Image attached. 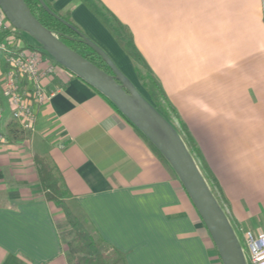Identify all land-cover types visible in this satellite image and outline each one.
Wrapping results in <instances>:
<instances>
[{
  "label": "crops",
  "instance_id": "crops-1",
  "mask_svg": "<svg viewBox=\"0 0 264 264\" xmlns=\"http://www.w3.org/2000/svg\"><path fill=\"white\" fill-rule=\"evenodd\" d=\"M46 1L133 82L131 55L99 7L129 33L215 178L230 222L262 226L264 0ZM42 84L61 90L40 107L30 137L0 139V264H73L62 208L80 213L127 264H222L184 186L125 118L63 68ZM35 154L61 173L71 193L61 206L35 189Z\"/></svg>",
  "mask_w": 264,
  "mask_h": 264
},
{
  "label": "water",
  "instance_id": "water-1",
  "mask_svg": "<svg viewBox=\"0 0 264 264\" xmlns=\"http://www.w3.org/2000/svg\"><path fill=\"white\" fill-rule=\"evenodd\" d=\"M39 2L49 11L43 0ZM0 8L14 28L27 33L62 68L108 98L161 152L204 222L222 264H246L240 241L226 212L208 187L181 136L140 93L114 60L88 36L78 32L85 43L102 57L112 73L101 69L44 27L24 0H0Z\"/></svg>",
  "mask_w": 264,
  "mask_h": 264
},
{
  "label": "trees",
  "instance_id": "trees-1",
  "mask_svg": "<svg viewBox=\"0 0 264 264\" xmlns=\"http://www.w3.org/2000/svg\"><path fill=\"white\" fill-rule=\"evenodd\" d=\"M27 4L31 13L38 19V21L47 29H49L54 35H56L62 42H64L71 49L75 50L92 63L105 70L108 73H112L108 65L102 59V57L88 46L81 35L78 32L86 35L82 29L74 22L70 14H61L57 12L46 0H43L49 8V11L45 10L40 4L39 0H24ZM113 32V31H112ZM24 31H21L17 28L11 26L10 30L6 31L4 34L0 35V38H7L8 41L12 43V47H26L32 49L43 50L41 44L36 40H30L24 36ZM28 35V34H27ZM29 36V35H28ZM126 50V46H123ZM131 55V54H130ZM133 70L137 80L141 83L142 87L147 91L150 96V99H147L143 96L164 116V118L169 121L174 128L177 130L174 118L177 120V125L179 127L178 134L181 136L187 150L193 157L196 162L200 173L205 179L208 187L215 194L213 187L216 188V180L210 173L208 167L205 165V162L202 158L200 151L198 150L194 140L187 130L184 123L179 120V117L175 110L171 109L169 106L166 95L162 89L160 82L153 75L152 71L148 67L145 60L139 55L135 58L131 55ZM135 61V62H134ZM143 63L144 68L147 71L143 76L140 72V67L137 63ZM148 78L152 83V88H149L144 79ZM99 93V92H98ZM158 96L164 105H161L159 101H154V94ZM101 94V93H99ZM102 95V94H101ZM103 96V95H102ZM108 103H110L115 110L124 117L132 127L146 140L152 150L157 154L162 162L172 170L167 159L161 154V152L145 137V135L133 125L117 108L116 106L105 96H103ZM1 121V120H0ZM3 136L2 141L5 143H16L23 141L30 137L31 132L23 129L17 122L14 120H8L4 126L3 131L0 133ZM33 168L37 173L36 182L34 184L35 189L42 194L46 201L55 203L56 205H62L67 199L71 197V193L66 186L64 179L59 172L58 168L51 160L50 157L44 156L41 154H35L33 157ZM173 171V170H172ZM174 172V171H173ZM175 173V172H174ZM176 175V174H175ZM177 176V175H176ZM181 182V181H180ZM182 184V183H181ZM183 185V184H182ZM217 189V188H216ZM219 202L217 195H214ZM220 204V202H219ZM75 225L77 223H84L83 216L80 213H71ZM90 228H80L76 237L78 238L76 242L66 241L64 243V237L62 236L63 243L67 246L69 260L73 264H127L126 253L116 248L112 244L108 243L95 230L92 225H89ZM87 229V230H85ZM86 238L84 241H80L79 238ZM91 249L90 252H87L86 249Z\"/></svg>",
  "mask_w": 264,
  "mask_h": 264
},
{
  "label": "built area",
  "instance_id": "built-area-1",
  "mask_svg": "<svg viewBox=\"0 0 264 264\" xmlns=\"http://www.w3.org/2000/svg\"><path fill=\"white\" fill-rule=\"evenodd\" d=\"M11 26L0 8V35L10 30ZM0 52L4 54L6 65L0 75V120L8 107L9 120H14L32 133L40 107L61 90L59 85L46 90L42 81L51 79L52 74L62 66L44 50L20 46L14 48L7 38H0ZM0 138H3L1 134ZM241 234L240 244L246 264H264V224Z\"/></svg>",
  "mask_w": 264,
  "mask_h": 264
},
{
  "label": "rangeland",
  "instance_id": "rangeland-1",
  "mask_svg": "<svg viewBox=\"0 0 264 264\" xmlns=\"http://www.w3.org/2000/svg\"><path fill=\"white\" fill-rule=\"evenodd\" d=\"M99 11L102 12L103 14V19L104 21H106V23L110 26V28L112 29V31L114 32V34H116V36L119 38V41L121 42L122 45H125L126 46V51L128 53H130L133 57H134V60L136 57L139 56V54L137 53L136 50H134L131 46V39H130V35L127 31H125L123 29L122 26H120L116 20L114 18H112L105 10H102L100 9L99 7ZM26 35L27 38H29L30 40H33L30 36H28L27 34H24V36ZM115 62V61H114ZM135 62V61H134ZM116 63V62H115ZM117 64V63H116ZM118 65V64H117ZM137 65H139L140 67V72L141 74L144 76L146 74V70L144 68V64L141 62V63H137ZM119 67V66H118ZM123 68H120L122 70V72L124 73V70H126V67L122 66ZM6 69V65L4 63V54L0 52V71L3 72L5 71ZM124 69V70H123ZM127 71V70H126ZM125 74V73H124ZM126 75V74H125ZM127 76V75H126ZM144 82L146 83V85L149 87V88H152V83L151 81L148 79V78H145L144 79ZM133 83L135 84V86L137 87V89L140 91L141 94H143L145 97H147V99H150V96L149 94L147 93V91L142 87L141 83L137 80V78L133 79ZM155 98L154 101H159L161 105H164V101H162L158 96H156L155 93H153ZM10 118V112H9V108L6 107L5 109V114H4V117L2 118V120L0 121V133L3 131L4 129V121L6 119ZM176 124V128L177 130L179 131V127L177 125V120L174 118ZM1 139V138H0ZM175 174V173H174ZM179 179V178H178ZM213 190L215 192L214 195H217V197L219 198V192L217 191V189L215 187H213ZM223 208V207H222ZM62 212L64 213L63 216L60 217V225H59V228H60V231L64 237V243L68 240V241H72V242H76L77 241V237H76V233H78L79 229L80 228H90L89 225L87 224V222H85L83 220L84 223H77V225H75L74 223H76L73 219V217L67 212V210L65 208H62ZM224 211L226 212L227 214V210L225 208H223ZM232 227L234 228V231L236 233V235L238 236L240 242H242V231H246V230H254V228H238L236 227L232 222H230ZM85 229V230H87ZM86 238H79L80 241H84ZM67 248V246H66ZM87 252H90L91 249H86Z\"/></svg>",
  "mask_w": 264,
  "mask_h": 264
}]
</instances>
